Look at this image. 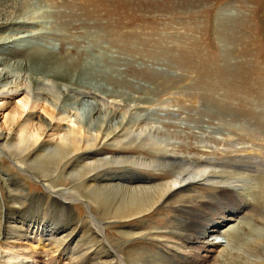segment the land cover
<instances>
[{"label":"rangeland","instance_id":"rangeland-1","mask_svg":"<svg viewBox=\"0 0 264 264\" xmlns=\"http://www.w3.org/2000/svg\"><path fill=\"white\" fill-rule=\"evenodd\" d=\"M20 1H26L23 13L39 24L32 28L17 22L24 15L17 7L8 8L12 19L0 23L1 43L31 34L23 46L0 45V73L10 74L0 84V92L10 89L0 94V148L8 153L11 143L21 139L35 147L27 149V143L21 145L22 156L0 157V197L6 204L0 203V264H124L91 233V214L119 256L128 264H146L144 256L151 253L163 259L166 244L187 248L173 232L189 221L195 206L209 208L207 212L221 206L218 186L193 184L134 220L117 219L96 205L88 209L84 202L92 198L87 184L109 183L114 177L123 186L157 188L194 169L178 164L153 171L112 165L80 179L77 159L159 158L135 146L108 147L95 130L91 139L83 105L76 103L85 96L119 116L143 117L135 132L177 142L181 155H220L233 142L253 153L259 167H252L258 171L253 169V179L241 175L224 180L250 186L247 203L230 189L239 201L228 199V206L243 212V220L221 221L219 232L227 242L219 235L207 237V242L192 241L189 250L200 257L208 249L215 251L199 264H264V0H0V6ZM70 133L84 145L96 144L61 163L53 147ZM206 145L220 150L201 148ZM201 163L213 165L205 159ZM225 166L238 175L230 163ZM125 171L156 180L106 175ZM43 184L58 194L68 188L77 191L82 202L63 195V201H71L66 207ZM122 201L123 196L117 197L113 205ZM15 224L24 234L4 228ZM132 231L135 234L127 235ZM208 242L226 244L211 248Z\"/></svg>","mask_w":264,"mask_h":264},{"label":"bare ground","instance_id":"bare-ground-1","mask_svg":"<svg viewBox=\"0 0 264 264\" xmlns=\"http://www.w3.org/2000/svg\"><path fill=\"white\" fill-rule=\"evenodd\" d=\"M25 3H26V1H20V2H18V5H16V6L12 3L11 4H5L4 6H0V23L2 21H3L2 23H4V22L6 23L12 19L11 12L7 13V11L9 10L8 8H10V9L15 8L16 9V7H17L18 11H20L21 14H24V15L16 18L17 22H20L21 24L24 23V26H25V23L26 24L28 23L30 27L36 28V26H38L39 22H37L33 19H29L28 16L25 13H23V11L27 8ZM19 26H21V25H19ZM39 34H36V35H39ZM29 37H31V34L19 37L20 40H18V41H17V39H19V38L13 39L12 41H8L7 43H1L0 42V45L8 44V43L11 45H15V44L20 45L22 43V46H23V44H26L27 41H29V40H27V38H29ZM9 77H10V74L6 73L5 75H3L2 73H0V84L3 82V79H9ZM68 89L69 88H63L62 90L68 91ZM8 93H10V89H8L7 91L4 90V91L0 92V94H8ZM85 97L77 100L76 103L80 102L83 105L81 111H82L83 115L85 114V117L88 120L86 125L88 128V133H89L88 135L89 136L92 135L94 132L93 130H95L96 132H98V134H97L98 138L99 137H105V142H106L108 147L126 150V149H129V148L135 146L138 149L150 150L153 154L157 155L159 158H156L155 160H145L143 158H136V157H133L130 155H128V156L121 155V156H117V157L112 156V157H104V158H94L93 161L91 160L90 163H88V161L87 162H81L80 160L77 159V163L79 165L81 164L80 172L78 173V176L80 179H82L84 177H89V176L92 177V175L96 174L97 171L103 170L106 167H108V168H106V170L108 171L110 169V166H112V165L133 166V167L153 171L156 169L171 168L172 166L178 164V165H181L180 167H184V168H185V166L188 167V165H189V166H192L194 169V171L188 173L187 177H185L184 172L181 171L180 173H178V175L174 181L172 180L171 182L166 183L163 186L157 187V188H154V187H149V188L144 187L143 188L140 186H138V187L123 186L121 184L122 181L121 182H114V180L116 181L118 179V178H114V177L112 178L113 180L111 179L112 181L109 183L94 184V185L87 184L86 188L89 190V193L91 194V198H92V201L84 202V203H86L88 209H89V204H91V206L96 205V206L101 207V209L103 211H108L113 216H116L117 219L128 220V219L133 218V220H134V218L142 217V216L150 213L154 209H157L162 204H165L166 202L170 201L172 198H174L176 191L179 189H184V187H189L190 185H193V184H198V185H202V186H206V187L218 186V188L221 189V192H220L221 195L219 194L220 195L219 204L221 206L223 205L224 207H221V206L218 207L217 210H219V211L210 208V211L207 212V210L209 208H207V210H206V208L195 206V209L191 210L189 212V213H191V212L193 213V214L192 213L189 214V217H190L189 221L186 224H182L183 227L182 228L180 227L181 229H178V230L174 229V230H176L173 232L174 236L178 237V239L183 241V243L187 245V248H185L183 246L176 247V245H172L173 243L171 245L166 244L165 247H163V248H166L162 252L165 255L163 257V259L162 258L159 259L158 257H154L152 255V253L150 255H148L149 257L144 256L146 259V264L147 263L153 264L157 261H158V264H199L200 261L207 262V260L210 259V254L214 253L215 251H211L208 249V251L207 250L204 251L205 255L204 256L201 255L202 257H200L199 255H195L194 253H191V249L189 250L190 244L192 243V241L194 243V240L198 241L199 239L204 240V241L206 240L205 242H207L209 240V239L208 240L206 239L207 237H218V235L220 237H225L223 233L219 232V229H220L219 225H220L221 221L234 222V220L235 221L236 220H240V221L243 220L242 216L240 217V214H242L243 212L241 211L242 213H239L238 209H231L230 206H228L229 205L228 199L232 200V201L233 200L239 201L238 197L240 196L242 199L241 203L249 202L248 197L250 196V194L248 193V189L250 186L248 187V182L245 183L246 181H242L244 183L241 184L240 181L237 182L236 180L238 178H240L241 175L245 176V179H248V178L250 179L251 177L256 176L255 175L256 173L253 170L255 168L252 169V167H254V166L256 167V165H257V162L253 161V159H252L253 153H251L252 156L249 155L246 151V148L239 147V146L235 145L234 142L232 141L233 144H231V147H228L224 151L223 150L220 151L219 152L220 155H218V154H213V155L209 154V155H205V156L204 155L203 156L202 155H200V156L181 155L180 153H177V150H176L177 146H179V145H177V142H170L169 140H168L169 141L168 142L165 140H161V139H158L157 137L151 135L150 133L149 134L136 133L135 131L139 127L140 123L143 121V117H138L135 119L134 118L129 119L126 117L119 116V114L116 113V110L110 109V108L106 109L104 106H100L99 104H96L95 102L86 101ZM71 134H73V133H70V135L68 136L67 139H65L61 143L56 144L53 147V152H56L57 154L60 155L61 159L60 158L59 159H60L61 163L69 160L70 158L74 157L75 154H77L81 151L89 150V149L93 148L94 145L96 144V142H95V143H89L87 145H84L80 138H77L74 136V134L73 135H71ZM90 138H91V136H90ZM27 143L28 142L25 141V139L24 140L21 139V141H19V142H14V144L11 143L12 145H11V147L9 146L10 148H8V146L6 147V148H8L7 149L8 153L5 152L4 148H0V157L2 154H7L8 156H13V157L22 156L24 152L21 149V145H26ZM34 145H35L34 143H31V144L28 143L27 149L35 147ZM45 146L46 145H43L42 147L44 148ZM201 148H203L206 151H210V152H214V151L216 152V151L220 150V149H215L213 147H209L208 145L201 147ZM219 157H221V159L225 160V162H221ZM86 158H88L87 155H86ZM202 159H205L206 161L212 162L213 165L207 166L205 164H202L201 163ZM83 160H84V158H83ZM223 163H224V165H223ZM229 163L232 165V167L234 169L238 170V175L235 176L230 171H228V169H227L228 167H226L225 164H229ZM217 165H219L220 167H218L216 169L215 167H217ZM123 168H125V167H123ZM221 168H223V169L221 170ZM256 168H259V167H256ZM218 169H220V170H218ZM255 170L257 171V169H255ZM244 171H246V172H244ZM247 171H249V172H247ZM124 174H131L135 177H138L139 179L135 178V179H138V181H136V182H139L140 180H142V182L144 181V179L142 177H139V176H141L140 174L133 173L130 171H125L123 173L108 172L106 175L107 176H115V177L117 175H119L117 177L122 178ZM125 178H126V176H125ZM220 178H222V179H220ZM229 178H233L236 180L231 182L232 184L231 183H225L224 180L225 179L229 180ZM259 178H260V176H259ZM105 179H106V177H105ZM105 179H104V181H105ZM249 179L247 181H249ZM251 179H253V178H251ZM254 180H255V178H254ZM258 180L260 182L261 178L257 179V181ZM102 181H103V179H102ZM104 181H103V183H104ZM109 181H110V178H109ZM250 181H253V180H250ZM226 182H228V181H226ZM123 183H125V182L123 181ZM237 183H239V184H237ZM43 185H44V187H45V189L49 195L55 196V200H58V199H56V198H58V197H56V195L57 196L58 195L59 196L60 195H65V196L68 195L71 197L72 201L82 202V199L80 197L81 195L77 191H73V190L71 191L68 188L66 190L61 191L60 194H58L54 191V189L52 188L51 185H49V184H47V185L43 184ZM258 185H259V183H258ZM232 188L239 192L238 197L230 191V189H232ZM121 196H123L122 203H120L119 205H113L115 198L121 197ZM62 199H63V197H62ZM111 199H112V202H111ZM226 199H227V202H225ZM58 202H57V204H58ZM69 202H71V201H69ZM0 203L4 204V201H2L1 197H0ZM4 205H6V204H4ZM184 209H183V211H184ZM212 214L215 216L212 217ZM228 216H230L229 219L226 218ZM187 218H188V216H187ZM90 223L92 226L91 233L93 235H96V237H100L102 239V241H101V244H103L102 246L105 245V247L109 251H112L114 253V255L113 254L112 255L115 258H117L119 261L122 260L124 264H128L127 259L124 256L123 257L119 256V253L116 250H113L114 248L110 247V245L107 243V241L104 238V235H105L104 229L100 226L101 224L97 222L95 216H92V214H91V218H90ZM0 224H1V222H0ZM248 226H250V225H248ZM44 227H45V225H44ZM210 227H211V229H210ZM4 228L7 231L12 230L14 233L15 232L18 234L22 233L21 227L19 225L17 226V224H15L13 226L6 225ZM31 229H32V227H31ZM234 231H235V229H234ZM258 231L260 232L259 229H258ZM168 233H170V232H168ZM22 234H24V233H22ZM133 234H135L134 231H132V233H128L127 235H133ZM260 235H262L260 237V242H261V245L263 246V249H264V237H263L262 231H261ZM50 236H52V235H50ZM204 241H202V242L204 243ZM226 242H227V238H226ZM207 244L209 245V247L211 246V248H213L216 246H221V244L223 245L226 243L225 242H221V243H216V242L209 243L208 242ZM206 245L204 244L202 246H204L205 249H207ZM165 250H167V252L169 251V254ZM201 250H199V251H201ZM105 253H107V252H105ZM103 255H104V253H103ZM218 258L219 257H217V259ZM218 260H220V259H218ZM140 262H142V261H140ZM139 264H141V263H139Z\"/></svg>","mask_w":264,"mask_h":264},{"label":"water","instance_id":"water-1","mask_svg":"<svg viewBox=\"0 0 264 264\" xmlns=\"http://www.w3.org/2000/svg\"><path fill=\"white\" fill-rule=\"evenodd\" d=\"M150 181H153V179H149ZM60 196H62V195H60Z\"/></svg>","mask_w":264,"mask_h":264}]
</instances>
